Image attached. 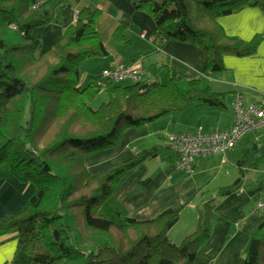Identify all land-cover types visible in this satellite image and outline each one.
Returning <instances> with one entry per match:
<instances>
[{"label": "trees", "instance_id": "obj_1", "mask_svg": "<svg viewBox=\"0 0 264 264\" xmlns=\"http://www.w3.org/2000/svg\"><path fill=\"white\" fill-rule=\"evenodd\" d=\"M131 1L152 18L156 47L174 39L204 52L203 75L181 80L164 63V83L102 78L83 86L77 63L107 53L97 29L100 10L81 6L61 37L42 50L32 32L59 21V4L0 0V166L5 164L18 180L35 184L24 207L0 221V231L17 232L9 264H194L210 237L215 197L200 201L195 228L179 243L168 237L179 219L178 209L139 220L115 198L127 174L155 156V148L96 173L87 170L85 158L118 144L125 129L194 102L223 107L224 93L212 89L209 76L224 69V55L253 54L263 35L246 41L227 34L218 17L245 6L264 13V0ZM119 28L113 32L116 38L121 36ZM103 91L107 98L93 107ZM237 188L235 180L218 194ZM242 264H264V220L250 234Z\"/></svg>", "mask_w": 264, "mask_h": 264}, {"label": "crops", "instance_id": "obj_2", "mask_svg": "<svg viewBox=\"0 0 264 264\" xmlns=\"http://www.w3.org/2000/svg\"><path fill=\"white\" fill-rule=\"evenodd\" d=\"M41 3L62 5H58L59 21H51L32 32L41 41L42 50L61 37L64 27L76 20L81 6L91 5L100 10L97 29L107 50L113 52L110 66L140 64L146 73L145 81L162 82L164 63L181 80L203 75L204 52L191 42L174 39L161 48L156 47L152 18L136 10L131 0H41ZM218 22L227 34L246 41L256 34L263 35L253 54H226L224 69L209 76L212 89L224 93V106L211 107L205 102H194L184 110L125 129L118 144L85 158L87 170L96 173L143 149L155 148V156L135 166L115 190L114 196L130 216L139 220L153 218L167 208L178 209L179 219L168 231L172 242L181 241L194 230L198 202L215 197L210 237L199 248L194 264H242L249 236L264 220V211L253 209L257 197L264 194V126L247 132L224 154L198 157L191 173L176 168L177 156L166 140L169 133H193L199 126L203 131L229 127L234 117L232 101L235 91L242 93L245 102L259 103L264 107V13L257 7L245 6L218 17ZM118 25L124 29L120 38L113 34ZM112 38H116L118 46L111 43ZM133 47L132 52L124 56ZM146 66L157 72L151 74ZM1 174L0 221L22 209L35 190L31 185L19 183L6 171ZM145 179L147 181L143 182ZM235 180H238L237 189L218 194L221 187L231 186ZM16 244L15 230L0 231V264H9Z\"/></svg>", "mask_w": 264, "mask_h": 264}, {"label": "built area", "instance_id": "obj_3", "mask_svg": "<svg viewBox=\"0 0 264 264\" xmlns=\"http://www.w3.org/2000/svg\"><path fill=\"white\" fill-rule=\"evenodd\" d=\"M145 70L140 64L129 63L108 66L102 69V78L112 82H135L144 80ZM234 117L231 125L224 129L203 131L199 126L193 133H169L166 140L170 149L176 153L177 169L191 173L198 157L224 154L234 147L249 131L264 126V107L259 103L245 102L240 91L233 94ZM253 209L264 211V194L259 196Z\"/></svg>", "mask_w": 264, "mask_h": 264}, {"label": "rangeland", "instance_id": "obj_4", "mask_svg": "<svg viewBox=\"0 0 264 264\" xmlns=\"http://www.w3.org/2000/svg\"><path fill=\"white\" fill-rule=\"evenodd\" d=\"M117 34L119 35V34H123V30H122V28H119L118 29V32H117ZM128 35V34H127ZM111 43H113L114 45H119V43L118 42H116V38H112L111 39ZM117 43V44H116ZM122 44V46H124L125 44L124 43H121ZM117 45V46H118ZM134 49V47L133 48H130V49H128L127 51H129V52H127V51H125V52H127L126 54H124V56H128L132 51L131 50H133ZM113 57H114V55H113V52L110 50V51H108L107 50V53L106 54H104V55H101V54H96V55H92V56H89V57H87V58H85V59H83V60H81V61H79L78 63H77V68H78V70H79V72H80V83L83 85V86H85L88 82H90V81H94V82H98V81H100L101 79H102V69L103 68H105V67H108V66H110V65H112V62H113ZM148 64V63H147ZM147 68H149L148 70H149V72H152L151 74H154V73H156L157 72V70L155 71V69H150V66H146ZM154 67H155V65H154ZM164 73L165 72H163V75H162V82L164 83L165 82V80H166V76L164 75ZM150 78V77H149ZM155 78V77H154ZM124 82H127V81H123V83ZM107 98V93L105 92V91H103V92H101V93H99L98 94V96L96 97V99H94L93 101H92V105H93V107H96L97 105H98V103L99 102H101V101H103V100H105ZM211 107H215V106H211ZM99 151H101V150H99ZM97 152V151H96ZM95 153V152H94ZM0 173H2L3 174V172H5L6 171V173H9V174H11L15 179H17V177L14 175V174H12V173H10V171H9V169H8V167L5 165V164H2L1 166H0ZM1 174V175H2ZM17 181L19 182V183H23V184H26V185H31V186H33V187H35V184L32 182V181H20V180H18L17 179ZM199 201V200H198ZM198 204H199V202H198ZM196 210H197V207H196ZM186 213V212H185ZM180 216V215H179ZM176 243H179L180 241H175ZM174 242V243H175Z\"/></svg>", "mask_w": 264, "mask_h": 264}]
</instances>
